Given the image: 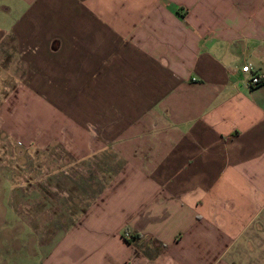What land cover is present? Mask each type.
<instances>
[{"label":"crops","instance_id":"crops-1","mask_svg":"<svg viewBox=\"0 0 264 264\" xmlns=\"http://www.w3.org/2000/svg\"><path fill=\"white\" fill-rule=\"evenodd\" d=\"M241 65L264 0H0V264H264Z\"/></svg>","mask_w":264,"mask_h":264},{"label":"built area","instance_id":"built-area-1","mask_svg":"<svg viewBox=\"0 0 264 264\" xmlns=\"http://www.w3.org/2000/svg\"><path fill=\"white\" fill-rule=\"evenodd\" d=\"M240 70L247 74V79L245 83L247 85H253L258 83H264V73L262 72H252L248 65H241ZM124 235L127 236L128 232L125 231Z\"/></svg>","mask_w":264,"mask_h":264},{"label":"rangeland","instance_id":"rangeland-1","mask_svg":"<svg viewBox=\"0 0 264 264\" xmlns=\"http://www.w3.org/2000/svg\"><path fill=\"white\" fill-rule=\"evenodd\" d=\"M55 126V125H54ZM54 128V127H53ZM1 131V130H0ZM2 132V131H1ZM0 132V147L1 148H5V147H21V148H27L26 147V143L25 142H23V141H21L20 139H19V141H18V139H12V137L11 138H9V137H6V135H5V133L3 134V132L1 133ZM12 142V143H11ZM28 148H32V147H28ZM33 148H35V147H33ZM32 148V149H33ZM34 150V149H33ZM34 153V159L36 158V159H39V156H37L36 154L38 153V152H33ZM38 162H40V161H38ZM69 190V189H68Z\"/></svg>","mask_w":264,"mask_h":264},{"label":"trees","instance_id":"trees-1","mask_svg":"<svg viewBox=\"0 0 264 264\" xmlns=\"http://www.w3.org/2000/svg\"><path fill=\"white\" fill-rule=\"evenodd\" d=\"M132 235H129L127 238L131 237Z\"/></svg>","mask_w":264,"mask_h":264}]
</instances>
